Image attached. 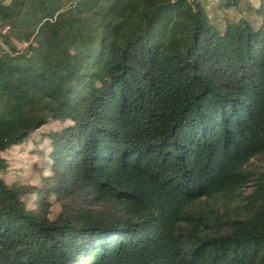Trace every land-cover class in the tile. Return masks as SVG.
<instances>
[{"label":"trees","instance_id":"16d2710c","mask_svg":"<svg viewBox=\"0 0 264 264\" xmlns=\"http://www.w3.org/2000/svg\"><path fill=\"white\" fill-rule=\"evenodd\" d=\"M0 264H264V0H0Z\"/></svg>","mask_w":264,"mask_h":264},{"label":"rangeland","instance_id":"374dc122","mask_svg":"<svg viewBox=\"0 0 264 264\" xmlns=\"http://www.w3.org/2000/svg\"><path fill=\"white\" fill-rule=\"evenodd\" d=\"M61 125L56 123L44 127L36 135L33 141L25 144L22 147L13 149L12 151L4 154L10 162V170L7 173L6 181L10 185H39L41 179L42 168L46 157H41L38 153L43 150L48 141L44 138L46 134L52 130L61 129ZM37 142V144L35 143ZM59 212V207L55 206L53 215Z\"/></svg>","mask_w":264,"mask_h":264}]
</instances>
